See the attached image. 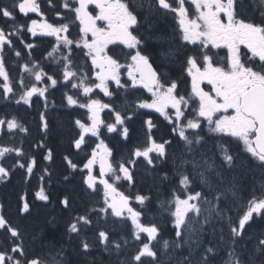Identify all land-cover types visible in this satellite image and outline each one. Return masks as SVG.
<instances>
[{
  "label": "snow or ice",
  "instance_id": "snow-or-ice-1",
  "mask_svg": "<svg viewBox=\"0 0 264 264\" xmlns=\"http://www.w3.org/2000/svg\"><path fill=\"white\" fill-rule=\"evenodd\" d=\"M188 3L194 11L186 6ZM90 6H94V14ZM61 7L71 14L69 21L59 22L64 17L57 12L58 22L51 23L41 11L38 0H12L11 5L0 3V17L5 22H12L8 32L0 28V53L5 51V45L13 49L11 37L19 36L24 30L32 37H52L55 44L44 58L56 64L59 72V76L47 74L38 61L31 62V66L22 64L21 73H27L35 83L26 86L21 78L17 82L20 86L17 93L0 55V100L32 107L33 97L38 96L47 108L49 87L56 88L61 83L66 88L78 90L86 98L85 102L67 92L64 94L68 107L85 109L87 114L86 120L74 121L78 129L73 139L74 147L80 150L86 137L99 141L82 171L86 170L83 184L91 193H101L102 186V203L98 201L100 206L76 215L68 223L69 239L91 229L92 215L97 214L106 223L109 217L113 218L114 229L130 224V240L127 236L113 238L109 231L102 229H97L94 237L101 251L114 255L119 264H193L194 252L199 253L195 264H212L217 245L211 240L205 244L204 239L209 228L215 236L219 226V242L227 243L225 264H264V233L250 238L254 241L251 248L247 243L241 247L246 226L257 217L264 219V184L259 195L254 193L247 199L246 207L234 221L231 212L240 200L241 191L236 176L229 178L237 166L240 152L246 154L254 167L264 171V0H252L254 14L251 18L244 14L247 12L245 0H62ZM17 11L24 17L33 13L40 20L17 24ZM169 15L176 28L172 42L167 36L161 40L160 67L165 70L159 71L151 62L153 57L145 51V39L139 32L144 28L151 34L156 21ZM74 25L79 28L78 38L71 35ZM177 39L179 44L175 43ZM110 46H117L119 50ZM25 47L32 49L34 44ZM75 49L82 50L90 61L91 75L75 65ZM213 50L226 52L221 63L214 58L219 51L213 53ZM14 54L18 58L22 55L19 50ZM175 60L180 61L182 73L187 77L185 83L190 85L186 94L180 93V81L173 79L165 67ZM122 69L127 70L129 83L122 82ZM42 82L46 86L38 87ZM109 82L126 91L143 89L151 99L137 97L134 110L131 103L122 104L123 110H117L111 100L114 93L110 91ZM204 84L210 86V91L205 90ZM96 89L109 97V101L93 98L91 94ZM105 109L112 113L114 121L101 119ZM142 109L158 113L171 126L178 150L170 156L169 148L174 140L158 142L154 139L151 133L155 124L148 118L144 121L149 132L146 143L135 147L127 163L121 161L117 168L109 159L113 152L101 138L102 129L128 140L126 120H132L135 110ZM125 112L132 114L125 115ZM39 117L40 130L47 134L49 125L45 112ZM5 126L10 134L28 131L16 116L0 117V130ZM205 126L209 137L204 135ZM209 138H218L214 150L205 148ZM233 142L238 150L236 155L229 148ZM37 147L44 145L41 143ZM13 153L17 158L25 157L19 147L0 145V161ZM51 158L49 151L44 159ZM141 158L149 168L171 161L172 168L163 173L161 183L168 181L172 188L159 206L169 217L166 223L171 224L174 238L161 240L160 226L142 221L149 196L135 195V203L140 205L137 209L130 202L131 198L117 188L121 181H127L130 186L134 184L133 171L127 164L135 166ZM65 159L70 168H77L71 159ZM97 164L99 176L93 174ZM35 165L34 158H27L23 163L17 159L13 167L31 175ZM10 172L11 169L0 163V183L10 176ZM35 198L49 201L43 188L35 193ZM60 203L65 209L70 207L68 197ZM29 210L30 206L25 202L21 212L28 213ZM0 231L11 237L10 249L6 246L0 251V264H72L65 247L54 243L45 245L46 251L30 257L19 229L3 215H0ZM130 241L137 242L135 253L127 260H120ZM94 247L85 237L79 251L87 255ZM185 248L188 254L183 255L181 251L177 258V250Z\"/></svg>",
  "mask_w": 264,
  "mask_h": 264
},
{
  "label": "trees",
  "instance_id": "trees-1",
  "mask_svg": "<svg viewBox=\"0 0 264 264\" xmlns=\"http://www.w3.org/2000/svg\"><path fill=\"white\" fill-rule=\"evenodd\" d=\"M0 3L11 5L12 0H0ZM39 3L41 5V11L48 22H58L57 12L64 17V20L59 22L69 21L71 14L61 7L62 0H52L51 5L49 4V0H39ZM245 4L247 5V12L244 14L251 18L254 14L253 7L248 0H245ZM15 14V22L17 24H27L31 19L40 20V17H37L35 14H29L27 17L19 14L18 11ZM158 21L160 22L156 21L151 31L164 30L163 33H167L169 25H165V27L162 28L160 23H163V21L160 20V18ZM11 23V21L5 22L4 19L0 17V28H3L5 32L9 31V25ZM147 33L148 31L145 32V34ZM71 35L73 38H78V25L72 27ZM11 39L14 48L9 49L7 45H5V51L1 55L3 56L6 70L9 72L14 82V88L17 93H19L20 90V86L17 82L21 78L24 79L26 86L35 83L34 79L27 73H21L20 65L24 63H28L29 66H31V62L38 61L47 74L59 76L56 64L52 63L50 59L46 60L44 58L46 53L50 51L51 47L55 44L54 38L42 36L32 37L31 34L24 30L19 36H12ZM21 40H23V43H21ZM26 44H34V47L28 49L25 47ZM151 48L154 50L153 45ZM15 50L21 51V57L18 58L15 56ZM225 55L226 52L221 50V54L216 56L215 61L221 63V57ZM73 59L77 67L91 75V63L88 61V58L83 55L82 50L75 49ZM121 60H123V57H121ZM173 67L174 66H171V68ZM180 70L181 66L177 69L174 68L170 71V75L172 77L176 76V72H180ZM178 80L181 84V77ZM184 80L186 81L187 77ZM185 81L183 82L185 83ZM0 83H2V80H0ZM189 90L190 85L187 83H185V89L183 91L179 89L181 94H186ZM0 91H2V89H0ZM110 91L114 93L111 100L117 107V110H123L120 107L122 104L131 103L132 106H134L137 97L150 100L149 95L141 89H128L126 91L111 86ZM66 92L74 95L75 98L81 101L86 100L85 97L79 94L78 90L71 89L70 86L66 88L62 83L57 85L56 88L49 87L46 93L48 101L47 108H45L44 100L38 96L33 97L32 107L16 105L15 103H8L0 100V117L11 118L12 116H16L19 122L28 129L27 133L16 132L14 134L8 133L6 128L0 131V145L19 147L25 153V157L21 158H17L14 153L9 154L3 161H0L5 167L11 169L10 176L4 180V182L0 183V215H3L12 226L19 229L23 238V246L30 257L34 253L40 254L42 251H46L44 246H50L54 243L57 246L63 245L65 247L72 264H119V261L114 255H109L101 251L94 237L96 230L102 229L109 231L113 238L127 236L130 240V224L128 227L121 225L119 228L114 229L112 225L113 218L109 217L106 223L103 219H100L97 214H93L92 228L81 234L83 238L87 237L90 244L95 245L87 255H82L79 251L82 237L78 236L72 239L68 237V223L76 215L85 213L93 206H100L97 202L101 201L102 203V192L99 194L91 193L83 184V176L86 175V170L82 171V169L84 163L87 161V157L84 155V149L89 148L87 151L91 150L92 148L90 147L98 141L90 140V143L83 144L80 150L74 147L73 139L78 133L74 121L76 119H81L82 121L86 120L87 114L85 111L67 106V102L64 98ZM91 95L93 98L101 99L102 102L109 101V97H104L99 90H94ZM135 111L136 114L133 115V119L126 120V126L129 128L128 140H124L116 133L109 134L106 129H102L103 136L101 138L112 150L113 155L110 157V160L117 168L121 161L127 163L130 153L135 147L143 146L146 143L149 132L144 121L148 118H152L155 124L151 133L154 139L158 142L163 139H169L166 125L159 117H155L152 112ZM41 112H45L46 114L49 125L47 134L40 130L39 114ZM131 114V112H125V115ZM103 118L105 121H114V116L109 111L104 113ZM155 129L159 130L160 134H157ZM207 140H210V138ZM41 143H43L44 147H37V145ZM173 147L174 145H172L169 150ZM49 151L52 153V158L50 160H45L44 156L47 155ZM65 157H68L77 165L75 170L68 166ZM27 158H34L36 160V165L31 175H28L24 169L13 167L17 159H20L23 163ZM127 166L133 171L134 184L130 186L127 181H121L117 185L118 190L129 196L132 201H135V195L137 194L149 196L150 200L147 202L146 210H144L145 215L142 216V221L146 224L153 222L157 223L162 230L161 240L174 238L171 224L166 223L169 217L159 206L160 202L170 195L172 185L169 184L168 181L161 183V177L165 171L171 170L172 167L170 166L172 165L169 162L163 165L157 163L155 168H149L146 162L141 158L135 166L131 164H127ZM252 170L254 183L251 182L253 183L251 187L244 184L246 181L243 182V178L241 179V191H244L242 193L246 201L251 197L248 195L249 189L253 191L252 195L254 193L259 195V186L264 184V171L256 167H253ZM41 188H43L45 194L49 196L48 202L36 200L35 193ZM65 197H68L70 200V207L67 209L60 203ZM25 202L30 206L28 213L21 212ZM133 206L140 209V205L134 202ZM244 208H232L231 216L234 221L237 220L238 213H242ZM208 230L211 229L209 228ZM218 231L219 226H217L215 236L210 235L208 232L209 234L205 237L204 243L207 244L208 241L211 240L217 245V255L213 258L212 264H225L227 259V243L221 244L219 242L220 231ZM224 233L227 240V227H225ZM260 233H264V220L256 218L251 222L250 226H246V232L244 234L245 239L241 242V247L247 243L248 247L251 248L254 241H250V238ZM10 240L11 237L8 234L0 231V251L5 250L6 246L10 249V244L8 243ZM136 246L137 242L130 241L128 246L122 251L119 259L127 260L135 253ZM157 248H159V245H157ZM239 250L240 249H238V251ZM181 251L183 255L188 254L187 248L179 250L177 253L180 255ZM198 254V252H194L193 264H195V259Z\"/></svg>",
  "mask_w": 264,
  "mask_h": 264
},
{
  "label": "flooded vegetation",
  "instance_id": "flooded-vegetation-1",
  "mask_svg": "<svg viewBox=\"0 0 264 264\" xmlns=\"http://www.w3.org/2000/svg\"><path fill=\"white\" fill-rule=\"evenodd\" d=\"M38 2H39V0H38ZM187 5H189V3L186 4V6ZM90 10L93 12V14L96 11L95 8H93V7H91ZM191 11H193V10H191ZM30 14H33V13H30ZM141 19H143V14L141 15ZM160 20L163 21V23H160L162 28L165 27V25H169V30H168L167 33H163L164 32V30H163V31H151V34H149V32L147 34H145L146 30L144 28H141L139 34L141 36H143L144 39H145V51L149 55H151L153 57V59L151 61L153 63V66L156 67L159 71H164L165 68H161L160 67V65L162 63V58L159 56V52L161 50L160 43H161V40L165 36H167V39H168L169 42H172V33L175 30L176 26H175L174 21L171 18V15H169L167 18L160 17ZM157 22H160V21L157 20ZM175 43L179 44V40L177 39L175 41ZM152 45L154 46V50L151 48ZM110 47H117V46H110ZM117 50H119L118 47H117ZM125 51H127V50H125ZM122 62H123V60H122ZM170 66H174V67L171 68ZM165 67L170 72L174 68L177 69V68L180 67V61L179 60H175L174 63L167 64ZM121 71H122V76H121L122 82L129 83L128 80H127V70L126 69H122ZM180 77H181L180 90L183 91L185 89V83L183 81H185L184 79L186 78V76L182 73V70H180V72H176V76H173L172 78L173 79H179ZM122 90H125V89H122ZM153 114H154L155 117H159L160 118L158 113L154 112ZM160 119H162V118H160ZM165 125H166V129H167V131L169 133V139H173L174 140V138L172 136V132H171V126L168 125V124H165ZM155 132L157 134H160V131L157 130V129H155ZM229 148L233 151V154H234V151H236V152L238 151V150L233 149L234 147L232 146V144L229 145ZM172 152H174V151L173 150H169L170 156H171ZM239 156H240V154H239ZM169 163H171V161H169Z\"/></svg>",
  "mask_w": 264,
  "mask_h": 264
},
{
  "label": "rangeland",
  "instance_id": "rangeland-1",
  "mask_svg": "<svg viewBox=\"0 0 264 264\" xmlns=\"http://www.w3.org/2000/svg\"><path fill=\"white\" fill-rule=\"evenodd\" d=\"M187 7H189V9H191V10H193L194 11V9H192L191 8V5H190V3H189V5H187ZM218 63V62H217ZM109 83H112V82H109ZM114 84V83H113ZM114 86H116L115 84H114ZM38 87H45V85H44V83L42 82L41 84H39L38 85ZM203 87L205 88V90L206 91H210V86L209 85H207V84H204L203 85ZM102 93V92H101ZM103 94V93H102ZM35 97V96H34ZM150 99H151V97H150ZM85 102H86V100H85ZM24 106H27V105H24ZM73 108H77L78 110H81V111H85L86 112V110L85 109H81V108H78V107H73ZM105 112H107L108 110L107 109H105L104 110ZM103 111V112H104ZM150 111V110H149ZM4 128H6V126L4 127ZM206 129V128H205ZM1 131V130H0ZM92 139H93V141H98V140H96V138H94V137H92ZM224 139H228V138H224ZM89 142L90 141H88V144H89ZM97 143H99V141L97 142ZM97 143H95L93 146H91L90 148H92L91 150H89V151H87L89 148H85L84 149V155L88 158V157H90L91 156V153H92V150L96 147V144ZM214 146H215V144H213V145H209L208 144V141L206 142V144H205V148H207V149H209V150H214ZM110 159V158H109ZM217 159H219V157H217ZM254 166L251 164V163H249V158H247L246 156H245V154L243 153V152H241L240 153V156L238 155V157H237V166L233 169V171H232V173L231 174H229V178L231 179V176L232 175H235L236 176V178H237V180L239 181V184H240V191H241V188H242V186H241V179L243 178V182L244 181H246V182H244V184H246L247 186H250L251 187V184H253L254 183V177H253V170H252V168H253ZM93 174L94 175H96V176H99V166H98V164L94 167V170H93ZM111 182V181H110ZM251 182H253V183H251ZM256 184V183H255ZM258 184V183H257ZM258 186V185H257ZM101 187V192H102V186H100ZM261 188V186H259V189ZM256 191V190H255ZM242 192H244L243 190L241 191V196H240V200L237 202V204H236V208L238 209H241V208H244V207H246V199H245V196H244V194L242 193ZM252 192L253 191H251V189H249L248 190V195H250V196H252ZM134 203H135V201H134ZM244 205V206H243ZM257 218H259V217H257ZM264 220V219H263ZM208 232L210 233V235H211V230H208ZM177 252H179V250H177ZM180 257V255L177 253V258H179Z\"/></svg>",
  "mask_w": 264,
  "mask_h": 264
},
{
  "label": "bare ground",
  "instance_id": "bare-ground-1",
  "mask_svg": "<svg viewBox=\"0 0 264 264\" xmlns=\"http://www.w3.org/2000/svg\"><path fill=\"white\" fill-rule=\"evenodd\" d=\"M170 67H171V66H170ZM170 167H172V166H170ZM164 168H165V167H164ZM169 170H170V169H169ZM169 170H168V171H169ZM218 232H219V231H218ZM85 236H87V235H85ZM80 237H82V236H80ZM86 238H87V237H86ZM83 239H84V238L82 237V240H83Z\"/></svg>",
  "mask_w": 264,
  "mask_h": 264
},
{
  "label": "water",
  "instance_id": "water-1",
  "mask_svg": "<svg viewBox=\"0 0 264 264\" xmlns=\"http://www.w3.org/2000/svg\"><path fill=\"white\" fill-rule=\"evenodd\" d=\"M91 7H93V8H94V6H90V8H91Z\"/></svg>",
  "mask_w": 264,
  "mask_h": 264
}]
</instances>
